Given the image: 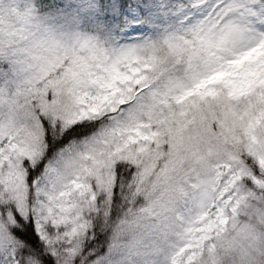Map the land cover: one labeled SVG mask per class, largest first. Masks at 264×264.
Wrapping results in <instances>:
<instances>
[{"label": "snow or ice", "instance_id": "snow-or-ice-1", "mask_svg": "<svg viewBox=\"0 0 264 264\" xmlns=\"http://www.w3.org/2000/svg\"><path fill=\"white\" fill-rule=\"evenodd\" d=\"M0 264H264V0H0Z\"/></svg>", "mask_w": 264, "mask_h": 264}]
</instances>
